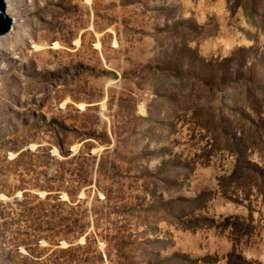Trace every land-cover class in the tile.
I'll return each mask as SVG.
<instances>
[{"label":"rangeland","instance_id":"1","mask_svg":"<svg viewBox=\"0 0 264 264\" xmlns=\"http://www.w3.org/2000/svg\"><path fill=\"white\" fill-rule=\"evenodd\" d=\"M10 10L0 264H264V0Z\"/></svg>","mask_w":264,"mask_h":264},{"label":"water","instance_id":"2","mask_svg":"<svg viewBox=\"0 0 264 264\" xmlns=\"http://www.w3.org/2000/svg\"><path fill=\"white\" fill-rule=\"evenodd\" d=\"M9 16L4 0H0V36L8 29Z\"/></svg>","mask_w":264,"mask_h":264},{"label":"bare ground","instance_id":"3","mask_svg":"<svg viewBox=\"0 0 264 264\" xmlns=\"http://www.w3.org/2000/svg\"><path fill=\"white\" fill-rule=\"evenodd\" d=\"M5 2V8L9 16V22H8V30L5 31L3 34L10 33L13 31L14 25H15V20L13 19L12 13H11V5H12V0H4ZM1 37V36H0Z\"/></svg>","mask_w":264,"mask_h":264}]
</instances>
